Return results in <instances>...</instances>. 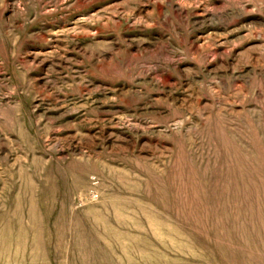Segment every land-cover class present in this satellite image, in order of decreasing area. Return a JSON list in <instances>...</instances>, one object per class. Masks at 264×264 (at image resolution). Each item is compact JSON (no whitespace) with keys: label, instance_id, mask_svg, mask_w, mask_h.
Instances as JSON below:
<instances>
[{"label":"rangeland","instance_id":"1","mask_svg":"<svg viewBox=\"0 0 264 264\" xmlns=\"http://www.w3.org/2000/svg\"><path fill=\"white\" fill-rule=\"evenodd\" d=\"M0 264H264V0H0Z\"/></svg>","mask_w":264,"mask_h":264}]
</instances>
